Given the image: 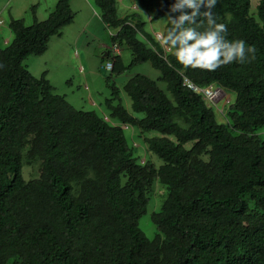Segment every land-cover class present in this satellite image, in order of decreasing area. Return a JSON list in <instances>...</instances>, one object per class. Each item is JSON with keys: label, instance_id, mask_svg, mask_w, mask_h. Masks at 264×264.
Returning a JSON list of instances; mask_svg holds the SVG:
<instances>
[{"label": "trees", "instance_id": "1", "mask_svg": "<svg viewBox=\"0 0 264 264\" xmlns=\"http://www.w3.org/2000/svg\"><path fill=\"white\" fill-rule=\"evenodd\" d=\"M89 1L117 29L111 42L130 49L131 65L149 62L159 76L136 73L124 83L130 110L115 103L114 86L106 110L76 109L46 73L35 76L23 65L73 21L69 1L59 0L41 21L7 22L12 40L0 46V264H264V0L256 17L250 0H217L213 12L227 38L256 53L216 71L185 68L146 29L143 13L150 21L166 18L160 34L170 27L173 0H130L137 9L121 16L118 0ZM198 25L203 30L207 22ZM126 68L115 61L113 71ZM185 79L232 96L224 119ZM123 124L137 128L159 166L141 161ZM34 160L40 173L25 180L22 165ZM156 179L167 194L150 214L156 233L148 239L138 220Z\"/></svg>", "mask_w": 264, "mask_h": 264}, {"label": "rangeland", "instance_id": "2", "mask_svg": "<svg viewBox=\"0 0 264 264\" xmlns=\"http://www.w3.org/2000/svg\"><path fill=\"white\" fill-rule=\"evenodd\" d=\"M59 0H0V46H5L12 40L7 22L12 18H22L25 24L46 19L52 12ZM69 6L74 13L73 21L63 26L58 35H53L48 43L45 52L41 55H30L24 59L23 65L35 76H40L47 72V78L52 85L56 87L57 93L64 95L66 99L76 108L82 110H106L105 101L112 96L113 87L117 88V100L130 110V98L124 91V83L134 74L140 73L147 75L151 79H157L159 71L149 62H142L131 65V51L126 45L121 47V62L127 67L122 72L103 71L100 63L105 62L102 54L105 52L103 45L111 43V34L117 29L99 21V13L94 11L92 4L87 5L86 0H68ZM250 13L256 17V4L258 0H250ZM118 15H123L126 11L137 8L130 6V0H118ZM132 7V8H130ZM91 12L94 17H91ZM146 20V29L152 33H161L166 22V18L156 20L149 19V16L143 13ZM101 20V19H100ZM89 22V23H88ZM79 53L78 57L76 53ZM86 55L88 63L83 61L82 56ZM87 58L84 56L85 61ZM83 68L80 69V64ZM87 82V86H85ZM165 89V83L160 82ZM169 98H172L167 91ZM232 96L228 93H222L215 99L207 100L215 107L217 118L224 119L222 108ZM93 101V103L90 102ZM126 128V124L122 125ZM137 128H126L127 138L137 146L141 154V161L151 158L156 166L161 164L160 158L146 151L142 137L136 135ZM148 135L157 134L155 131L147 133ZM189 147L190 143H186ZM40 173V161H24L21 174L25 180L37 177ZM167 191L163 184L157 179L150 193V201L147 205V212L138 220V226L148 239H152L156 233V227L151 220L152 211H158L166 197ZM8 264H12L9 261Z\"/></svg>", "mask_w": 264, "mask_h": 264}, {"label": "clouds", "instance_id": "3", "mask_svg": "<svg viewBox=\"0 0 264 264\" xmlns=\"http://www.w3.org/2000/svg\"><path fill=\"white\" fill-rule=\"evenodd\" d=\"M216 4L217 0H173L166 13L170 27L162 34L156 33L160 48L165 53L171 52L185 68L208 71L255 59L254 46L242 39L227 38V26L218 23L213 12ZM201 20L207 22L203 30L202 25H198Z\"/></svg>", "mask_w": 264, "mask_h": 264}, {"label": "built area", "instance_id": "4", "mask_svg": "<svg viewBox=\"0 0 264 264\" xmlns=\"http://www.w3.org/2000/svg\"><path fill=\"white\" fill-rule=\"evenodd\" d=\"M119 45L117 43V41H113L111 44H110V47H109V52L111 54H118L119 53ZM103 67L107 68L108 70L112 69V61L109 60V61H106L104 64H103ZM184 83L189 87L191 88L192 90L194 91H197V92H201L203 97L206 99V100H212V99H215L217 98L218 96H220L221 92L224 93L220 88L218 87H214L212 85H209V86H206V87H202V88H199L197 86H195L191 81H189L188 79H185L184 80Z\"/></svg>", "mask_w": 264, "mask_h": 264}, {"label": "crops", "instance_id": "5", "mask_svg": "<svg viewBox=\"0 0 264 264\" xmlns=\"http://www.w3.org/2000/svg\"><path fill=\"white\" fill-rule=\"evenodd\" d=\"M90 3V1L89 0H86V7H87V5H90L89 4ZM92 8H94L93 6H92ZM94 11L97 13V11L95 10V8H94ZM91 17H94L93 16V14H92V12H91ZM100 18V17H99ZM99 21H101L100 19H99ZM89 23V22H88ZM110 44L111 43H109V45H103V47L105 48V52L102 54V57L103 58H105V62L106 61H109V60H112V62H113V67H112V69L111 70H108L107 68H105V67H103L102 65L104 64V62H101L100 63V68H101V70H103V71H113L114 70V63H115V61H121V56H120V53H121V47H120V52L118 53V54H111V53H109V47H110ZM76 55L79 57L80 56V54L77 52L76 53ZM84 56L87 58V56L86 55H83L82 56V58H83V61L85 62V63H88V58H87V60L85 61V59H84ZM83 68V63L82 64H80V69H82ZM46 75H47V72H46ZM48 77V76H47ZM49 81H50V79H49ZM54 86V85H53ZM85 86H87V82H86V84H85ZM55 87V86H54ZM55 90H56V87H55ZM56 92H57V90H56ZM64 97L66 98L67 97V95H66V93H64ZM90 102L91 103H93V101L92 100H90Z\"/></svg>", "mask_w": 264, "mask_h": 264}]
</instances>
